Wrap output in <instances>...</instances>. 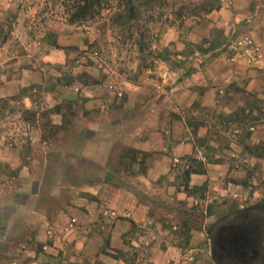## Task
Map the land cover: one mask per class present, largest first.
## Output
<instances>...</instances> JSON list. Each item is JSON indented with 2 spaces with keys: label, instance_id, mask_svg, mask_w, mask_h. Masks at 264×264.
<instances>
[{
  "label": "rangeland",
  "instance_id": "obj_1",
  "mask_svg": "<svg viewBox=\"0 0 264 264\" xmlns=\"http://www.w3.org/2000/svg\"><path fill=\"white\" fill-rule=\"evenodd\" d=\"M72 1L0 0V151L14 154H0V199L24 186V170L43 180L34 187L54 217L49 229L54 213H63L48 242L71 244L75 233L89 242L110 231L97 258L82 264H105L101 256L125 264H218L209 227L228 212L264 204V141L252 143L264 131V90L248 92L246 75L223 79L238 61L261 69L259 53L251 58L236 42L249 33L264 39V0H221L220 9L182 23L174 2L142 6L131 23L114 21L123 11L114 0L96 20L70 24ZM203 82L215 86L218 106H202ZM238 93L246 104L228 113ZM66 119L65 127L50 123ZM87 142L102 157L109 148L107 168L83 160ZM146 143L152 149L140 151ZM158 156L168 158L169 170L148 182L147 163ZM202 164L226 172L213 169L203 185L187 181L184 170ZM226 181L239 188L222 195L218 184ZM72 219V233H59ZM69 254L60 264H72Z\"/></svg>",
  "mask_w": 264,
  "mask_h": 264
},
{
  "label": "crops",
  "instance_id": "obj_2",
  "mask_svg": "<svg viewBox=\"0 0 264 264\" xmlns=\"http://www.w3.org/2000/svg\"><path fill=\"white\" fill-rule=\"evenodd\" d=\"M256 40L260 48L258 55L261 57L256 65H261V69L254 68L251 70L248 68L249 63L238 61L236 64H232L237 66L236 69L233 67L232 72L228 75H224L223 79L235 81L240 75H246L248 78L246 90L251 93L261 94V91L264 90V39L257 38ZM238 67L243 68L241 70L240 68L238 69ZM244 68L246 70H243ZM236 73H238V75ZM220 77V74H218V76H212L211 79L215 80L217 83L221 81ZM10 84L16 85L15 81L10 82ZM204 85H207V88L202 93V106L212 108L218 106L219 101H217L215 86L209 87V83ZM245 104L246 100L243 93L234 94L231 102L226 106V111H228V113H234ZM55 123L61 122L58 121ZM83 131L84 130H81V135H83ZM94 131L95 130L90 129L91 133H94ZM180 132L181 131H177L178 135ZM259 134L258 138L256 137L252 139L253 144L258 143L261 140L264 141V131L259 132ZM105 149L106 155L102 157L98 154L97 150H99V148H96L91 142L90 144L87 142L86 147L82 148L83 151L80 156H82V158L84 157L83 160H85L86 163L88 161H96L97 163L94 164L98 165V163H101V165H104V168H107L109 164L108 153L110 150L107 147ZM138 149L140 151L148 152L152 149V143L143 144V146L141 145ZM183 149L188 151L187 146L180 147V150L183 151ZM0 154L4 156L11 154L14 156L9 150H1ZM158 157L159 158H150L147 163L148 171L146 178L148 182L160 179L162 175L166 174L169 170L168 158L166 156ZM82 158L80 159L82 160ZM9 163L11 167L15 169L19 167L20 161H14L13 159L12 162ZM213 169H220L219 171L222 172L221 174L226 172L224 166L221 165H218L217 168L209 167L207 168L206 174L192 175V183L203 185L208 180L213 179ZM17 170L20 171L21 169L17 168ZM27 173L28 172L23 170L22 180L25 184L22 188L13 189L12 194L7 196L6 199H0V264H60L61 256H63V252L65 251L67 253L70 251L69 261H71L72 264H82L89 260L96 259V253L104 246L105 235L109 237L108 234L110 231H107V234L105 235L98 236V238L93 237L89 242L86 239L81 241V237L76 233L69 239V241H71L69 243L71 244L62 243V240L60 239L48 242V240H50L48 238V229L50 226L49 220L53 221L54 217L48 218L45 209L39 204L40 192L38 189H35L36 186L38 188V184L42 185L43 180L32 178L31 176L29 177L27 176ZM103 182L104 181H102V183ZM236 184L237 183L231 182L227 183V181L223 183L221 182L218 184L217 189L222 195H225L232 189V187L236 188L235 186H237L239 188ZM115 202H118V200H115ZM54 215H57L56 220H54L56 221L55 227L59 229L63 213L57 211ZM141 217L142 213L138 210L135 214V218L138 220ZM68 223L69 222H67V224ZM67 224L65 223V225ZM21 237H23V240H20ZM121 245L123 246V244H120V248L122 247ZM93 247L98 249L94 251ZM169 253L170 252L168 251L165 255H168ZM173 255H175V253ZM100 259L105 264H125L122 260L119 263L116 260L105 256H101Z\"/></svg>",
  "mask_w": 264,
  "mask_h": 264
},
{
  "label": "flooded vegetation",
  "instance_id": "obj_3",
  "mask_svg": "<svg viewBox=\"0 0 264 264\" xmlns=\"http://www.w3.org/2000/svg\"><path fill=\"white\" fill-rule=\"evenodd\" d=\"M218 264H264V204L228 212L209 227Z\"/></svg>",
  "mask_w": 264,
  "mask_h": 264
},
{
  "label": "trees",
  "instance_id": "obj_4",
  "mask_svg": "<svg viewBox=\"0 0 264 264\" xmlns=\"http://www.w3.org/2000/svg\"><path fill=\"white\" fill-rule=\"evenodd\" d=\"M114 0H73L71 10L69 12L68 21L70 24H78L85 21L96 20L103 15L104 10H111L114 8ZM179 0H119L117 7H123V11H117L114 15V21L125 20L126 23L133 22L138 16L142 6H146L151 9L164 8L169 6L171 2L175 5H179L178 10L173 12L175 20H180L181 23L186 19H200L204 15L210 14L220 9L221 0H201L196 3H186L185 0L178 2ZM49 114V117H51ZM53 117V116H52ZM51 119V118H50ZM52 121V120H51ZM69 121L66 119L64 123L50 122L57 128L66 126ZM45 127L47 125L44 124ZM196 161V160H194ZM193 161V162H194ZM207 170L202 164L200 166H190V168L184 170L185 179L188 181L194 174H206ZM188 188H190L188 184Z\"/></svg>",
  "mask_w": 264,
  "mask_h": 264
},
{
  "label": "built area",
  "instance_id": "obj_5",
  "mask_svg": "<svg viewBox=\"0 0 264 264\" xmlns=\"http://www.w3.org/2000/svg\"><path fill=\"white\" fill-rule=\"evenodd\" d=\"M237 45L238 47H240V49H242L245 52V55L254 58L256 54L259 53L260 48L257 45L255 39L253 36L249 35V34H243L241 35L238 40H237ZM251 62V61H250ZM107 215L113 216L115 215L113 212H106ZM77 225V220L76 219H72L69 221V223L67 225L64 226V228L59 232L62 235H69L70 233H72L73 229L76 227ZM58 235V230L55 228H50L48 230V237L50 239H55L56 236Z\"/></svg>",
  "mask_w": 264,
  "mask_h": 264
}]
</instances>
